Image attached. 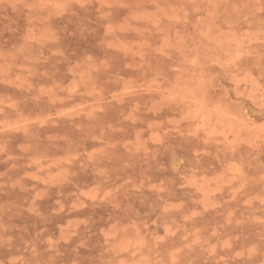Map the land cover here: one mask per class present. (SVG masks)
<instances>
[{"label":"rangeland","instance_id":"rangeland-1","mask_svg":"<svg viewBox=\"0 0 264 264\" xmlns=\"http://www.w3.org/2000/svg\"><path fill=\"white\" fill-rule=\"evenodd\" d=\"M0 264H264V0H0Z\"/></svg>","mask_w":264,"mask_h":264}]
</instances>
